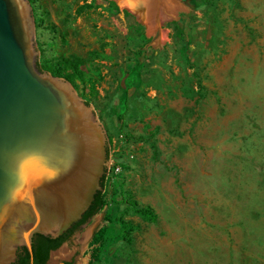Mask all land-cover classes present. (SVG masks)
Here are the masks:
<instances>
[{"label": "rangeland", "instance_id": "1", "mask_svg": "<svg viewBox=\"0 0 264 264\" xmlns=\"http://www.w3.org/2000/svg\"><path fill=\"white\" fill-rule=\"evenodd\" d=\"M29 2L42 70L77 65L56 77L128 166L105 191L156 216L110 203L74 238L101 219L77 264H264V0L161 4L152 31L117 0ZM126 76L144 85L129 108Z\"/></svg>", "mask_w": 264, "mask_h": 264}, {"label": "water", "instance_id": "2", "mask_svg": "<svg viewBox=\"0 0 264 264\" xmlns=\"http://www.w3.org/2000/svg\"><path fill=\"white\" fill-rule=\"evenodd\" d=\"M107 150L91 105L38 68L29 0H0V264H14L21 248L33 264L34 235L58 238L82 219L102 190ZM100 221L48 264H77Z\"/></svg>", "mask_w": 264, "mask_h": 264}, {"label": "trees", "instance_id": "3", "mask_svg": "<svg viewBox=\"0 0 264 264\" xmlns=\"http://www.w3.org/2000/svg\"><path fill=\"white\" fill-rule=\"evenodd\" d=\"M32 1V0H31ZM70 60V61H69ZM66 62L69 61V64L67 65H62L64 67H62L61 65L58 66H47L46 69H49V71H51L53 73L54 76H59L60 73H64L65 68L67 67V69L69 71H73L76 72L77 71V65L69 58L65 60ZM38 68L42 70L41 64L38 62ZM80 74V73H79ZM69 78L73 77L70 73H69ZM87 104H89L87 102ZM108 152V157H109V151ZM123 169L127 170L128 166L126 164H123ZM105 176L102 178L101 181V186H102V190L97 192V194L95 195L94 201L91 205V207L85 212V214L83 215L82 219L80 221H78L77 223H75L68 231V237L67 236H62L59 239H54L51 237H47L41 234H36L33 237L32 240V248H33V264H46L50 253L52 251H55L57 249L60 248V246L62 245V243L75 233L78 232L81 229L82 225H85L86 223H88L91 219H93L98 213H100L101 211L104 210L105 207H108L110 203L114 204V206L119 205L120 207H128V208H132L134 211H136L139 215H141L144 218H155V213L152 211L151 208L146 207V208H142L139 207L138 203L136 202H130L128 200H123L122 202L119 201V196H123L124 195V191L118 187H114V189L111 190V192H107L105 191ZM112 187V186H111ZM126 203V205H123L124 203ZM112 216V212L109 210L106 213V219ZM106 242V229L103 228L101 229L94 237L93 239V243L94 245H96L95 249H94V253L99 251V247L104 246ZM98 245V248H97ZM94 259L97 261V264H102L100 262V260H98V256L96 254H94ZM14 264H32L31 263V255L28 252V250L26 248H21L18 251V259ZM67 264H73V263H67Z\"/></svg>", "mask_w": 264, "mask_h": 264}, {"label": "bare ground", "instance_id": "4", "mask_svg": "<svg viewBox=\"0 0 264 264\" xmlns=\"http://www.w3.org/2000/svg\"><path fill=\"white\" fill-rule=\"evenodd\" d=\"M117 2L123 9H127L129 12L137 15L151 31L153 29L156 30L160 5L163 4L167 7L175 8L177 3L176 0H117Z\"/></svg>", "mask_w": 264, "mask_h": 264}, {"label": "crops", "instance_id": "5", "mask_svg": "<svg viewBox=\"0 0 264 264\" xmlns=\"http://www.w3.org/2000/svg\"><path fill=\"white\" fill-rule=\"evenodd\" d=\"M130 13V12H129ZM131 14V16L132 17H135L136 18V20H137V24H139V25H142V26H146L147 27V25H144L143 23H141V22H139V20H138V18H137V16H135V15H133L132 13H130ZM188 30V29H187ZM196 32L195 33H193V34H191V32H190V30H188V31H186V33H185V35H184V38H185V40L188 42V43H191L192 42V44H193V50H189V53L191 52V53H194V55H195V53L197 52V50L194 48V43H193V41H196L197 39L195 38L196 36ZM192 38L194 39V40H192ZM134 78V76H132V77H129L128 78V76H126V77H123L122 78V82H123V84H125V81L127 82L126 84H125V86H124V89L126 90V94L125 95H127L128 96V98L129 99H131L133 96H135L134 98H132L131 100H130V103H128L127 105H125V104H123V106H126V107H131V104H133V101H134V99H140V98H143L142 96H141V92H143V84L142 83H140L139 82V80H134V81H132V83H130L131 82V80ZM130 83V84H129ZM137 85H140V88L137 86ZM194 92V91H193ZM146 97V96H145ZM133 100V101H132ZM168 109V108H167ZM170 110V109H169ZM171 110H174V109H171ZM174 111H176V110H174ZM129 114H128V116H130V115H132V116H134L131 112H130V109H129V112H128ZM153 114H151L150 115V117L152 116ZM156 115V114H155ZM159 116H161V114L159 115ZM149 117H147L146 119H148Z\"/></svg>", "mask_w": 264, "mask_h": 264}, {"label": "built area", "instance_id": "6", "mask_svg": "<svg viewBox=\"0 0 264 264\" xmlns=\"http://www.w3.org/2000/svg\"><path fill=\"white\" fill-rule=\"evenodd\" d=\"M123 164L124 162L122 161V158L118 157H111L108 165V170L106 174V181H108L109 186H112V181L114 180L115 177L119 176L121 173H123Z\"/></svg>", "mask_w": 264, "mask_h": 264}, {"label": "flooded vegetation", "instance_id": "7", "mask_svg": "<svg viewBox=\"0 0 264 264\" xmlns=\"http://www.w3.org/2000/svg\"><path fill=\"white\" fill-rule=\"evenodd\" d=\"M84 225H82L81 226V228L83 227ZM68 231L69 230H67L63 235H61L60 237H62V236H69L67 233H68ZM77 234V232H75L71 237H70V239L69 238H67L63 243H62V245L60 246V248L61 247H63L64 245H66L67 247H70V244H71V242L73 241V239H74V236ZM60 237H58V238H54V239H59ZM52 238V237H51ZM53 252V251H52ZM52 252L50 253V256H49V259H48V261H47V263L46 264H48L49 263V261H50V258H51V255H52ZM73 263V264H75L73 261H64V262H61V264H67V263Z\"/></svg>", "mask_w": 264, "mask_h": 264}]
</instances>
